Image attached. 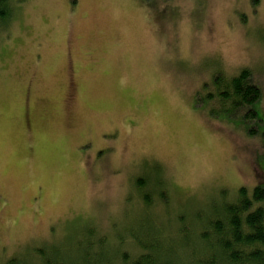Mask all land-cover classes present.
<instances>
[{"label":"rangeland","instance_id":"obj_1","mask_svg":"<svg viewBox=\"0 0 264 264\" xmlns=\"http://www.w3.org/2000/svg\"><path fill=\"white\" fill-rule=\"evenodd\" d=\"M14 6L0 28V264L51 244L77 261L69 247L91 228L111 235L108 264L129 233L178 235L170 190L169 210L135 209V179L157 167L193 203L178 210L189 225L217 188L264 179V0ZM243 69L261 89L256 120L211 116L212 80Z\"/></svg>","mask_w":264,"mask_h":264},{"label":"trees","instance_id":"obj_2","mask_svg":"<svg viewBox=\"0 0 264 264\" xmlns=\"http://www.w3.org/2000/svg\"><path fill=\"white\" fill-rule=\"evenodd\" d=\"M24 1L28 0H0L2 30L8 28L14 19V4ZM211 87L213 93L210 97L214 99L212 104H218L222 108L214 107L210 110L211 116L219 113L225 118L236 116L247 122L256 120L254 104L259 99L261 89L247 69L231 77L217 75L212 80ZM154 174L152 178L141 174L135 179L132 188L138 195L134 200L137 202L134 203L135 209L140 207L143 210L148 207L146 210L149 211L153 208L162 209L163 212L169 210L166 203L169 201L167 204H171L169 191L167 192L170 190L172 199L176 198L177 202L174 214L176 225L179 226L178 235L172 234L175 236L172 239L173 236L168 235L165 229L164 233L155 231L150 234L145 228L143 233H129L125 235L130 241L126 245L130 247L129 252L117 250L118 264H264V179L259 180L251 189L217 188L220 201L212 204L207 217L202 219L198 214L194 216V224L189 225L185 221V215L178 210L193 208V203L187 200V195L178 197L174 194L172 185L161 168L157 167ZM143 220L149 222L147 218ZM139 225L140 228L144 226L142 223ZM170 226L172 227L171 221ZM98 229V237L94 235L95 229L91 228L86 233L84 242L79 240L73 247H69L72 251L78 250L77 255H81L77 261L61 259L58 248H54L57 246L51 244L32 248L27 255L12 257L4 264H26V260L34 264L32 257L40 259L38 264H108V256L100 252L103 251L104 242L112 238L111 235H105L99 227ZM156 235L166 237L162 240ZM123 236H116L112 243L114 245L109 248H115V244ZM87 239L91 241L87 242ZM81 241L86 244L85 247ZM115 249L111 251L116 252Z\"/></svg>","mask_w":264,"mask_h":264}]
</instances>
